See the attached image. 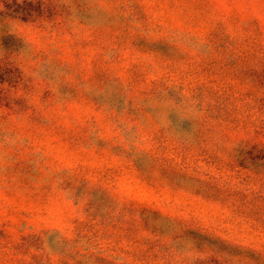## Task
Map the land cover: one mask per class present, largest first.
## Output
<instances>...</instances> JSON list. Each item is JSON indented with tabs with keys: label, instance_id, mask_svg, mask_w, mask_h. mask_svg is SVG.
<instances>
[{
	"label": "rangeland",
	"instance_id": "1",
	"mask_svg": "<svg viewBox=\"0 0 264 264\" xmlns=\"http://www.w3.org/2000/svg\"><path fill=\"white\" fill-rule=\"evenodd\" d=\"M0 264H264V0H0Z\"/></svg>",
	"mask_w": 264,
	"mask_h": 264
}]
</instances>
